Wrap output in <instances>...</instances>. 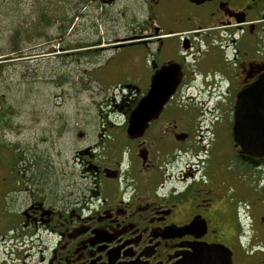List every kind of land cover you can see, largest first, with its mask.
I'll use <instances>...</instances> for the list:
<instances>
[{
    "label": "flooded vegetation",
    "instance_id": "af4514ba",
    "mask_svg": "<svg viewBox=\"0 0 264 264\" xmlns=\"http://www.w3.org/2000/svg\"><path fill=\"white\" fill-rule=\"evenodd\" d=\"M141 1L139 9L119 8L132 17L109 49H130L122 66L132 71L111 102L120 121L102 122L99 147L79 151L88 184L6 189L3 181L0 264H264V157L243 152L233 132L238 94L264 75V0ZM138 12L140 26L133 25ZM170 64L182 71L173 97L140 136H129L132 111ZM191 90L215 99L210 111L225 114L223 127H200L212 132L202 140L214 136L202 143H194L195 116L181 106ZM221 127L236 152L222 160L243 167V189L228 186L216 165ZM165 159L181 166L172 171ZM244 220L260 222L261 232L247 233Z\"/></svg>",
    "mask_w": 264,
    "mask_h": 264
},
{
    "label": "rangeland",
    "instance_id": "374dc122",
    "mask_svg": "<svg viewBox=\"0 0 264 264\" xmlns=\"http://www.w3.org/2000/svg\"><path fill=\"white\" fill-rule=\"evenodd\" d=\"M141 2L123 0L124 6L102 7L97 0H0V189L6 180V189H82L88 184L79 163L85 155L79 151L99 147L102 122L120 121L111 112V102L132 71L131 65H126L127 72L122 66L130 49H109L132 17L119 8L139 9ZM138 13L133 16L136 26L145 22ZM95 43L106 50L93 52ZM16 47L21 50L13 52ZM140 65L145 74L146 60ZM192 93L181 106L195 116L194 143L200 138L202 143L214 136L208 138L212 132L200 127H210L208 122L223 127L225 114L210 111L215 99ZM222 105L224 110L228 106ZM222 127L215 138L221 146L216 165L229 179L228 186L243 189V167L237 159L222 160L235 151ZM203 132L208 135L204 140ZM100 148L101 155L107 153ZM98 152L95 162L101 159ZM164 163L172 171L181 166L174 160ZM260 225L256 221L252 227L244 220L243 229L258 234ZM236 229L234 225L230 232Z\"/></svg>",
    "mask_w": 264,
    "mask_h": 264
},
{
    "label": "water",
    "instance_id": "95a60500",
    "mask_svg": "<svg viewBox=\"0 0 264 264\" xmlns=\"http://www.w3.org/2000/svg\"><path fill=\"white\" fill-rule=\"evenodd\" d=\"M181 74L180 66L170 64L155 76L152 88L130 115V136L141 135L149 123L158 118L175 93ZM233 132L243 152L264 157V75L238 94Z\"/></svg>",
    "mask_w": 264,
    "mask_h": 264
},
{
    "label": "trees",
    "instance_id": "16d2710c",
    "mask_svg": "<svg viewBox=\"0 0 264 264\" xmlns=\"http://www.w3.org/2000/svg\"><path fill=\"white\" fill-rule=\"evenodd\" d=\"M21 49L20 48H18V47H16L14 50H13V52H19ZM16 162H18L17 160H16ZM17 164V163H16Z\"/></svg>",
    "mask_w": 264,
    "mask_h": 264
}]
</instances>
